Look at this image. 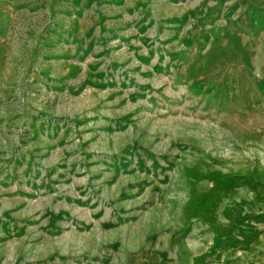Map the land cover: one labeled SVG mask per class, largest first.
<instances>
[{
	"label": "rangeland",
	"instance_id": "1",
	"mask_svg": "<svg viewBox=\"0 0 264 264\" xmlns=\"http://www.w3.org/2000/svg\"><path fill=\"white\" fill-rule=\"evenodd\" d=\"M0 264H264V0H0Z\"/></svg>",
	"mask_w": 264,
	"mask_h": 264
}]
</instances>
